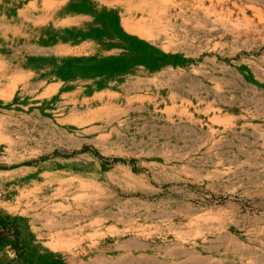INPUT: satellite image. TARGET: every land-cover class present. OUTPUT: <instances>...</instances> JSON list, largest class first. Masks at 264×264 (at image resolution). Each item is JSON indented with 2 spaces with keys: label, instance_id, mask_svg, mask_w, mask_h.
<instances>
[{
  "label": "rangeland",
  "instance_id": "rangeland-1",
  "mask_svg": "<svg viewBox=\"0 0 264 264\" xmlns=\"http://www.w3.org/2000/svg\"><path fill=\"white\" fill-rule=\"evenodd\" d=\"M82 1L74 0L75 3ZM109 2L116 7L111 4L97 10L116 11L126 33L150 42L165 53L197 60L206 66L211 77L224 76L225 87H221L218 94L213 91L212 87L216 86L213 81L200 94L193 93L192 87L189 93L181 96L182 100L173 97L167 87L156 99L152 95V99L147 96L130 103V110L120 116H114L105 103L99 102L93 107L84 106L87 115L81 119L66 112L63 120L67 156L78 147L70 138H78L81 134L85 142L86 137L96 139L99 134L107 135L113 130L115 121V128L124 134L132 154L138 157L105 158L100 153H106L109 144L106 136L101 137L100 150L91 145L77 150L83 157L77 158V165L72 163V168L68 167L72 171L70 174L43 179L42 182L54 185L40 195L56 193L60 201H75L71 203L75 212L83 216L91 213L99 218V251L92 249L94 252L86 258H96L86 259V264H264V122L248 129L243 120L233 121L227 130L233 141L226 142V158L213 161L199 149L210 134V123L199 118L196 124L188 117V111L193 113L194 108H204L208 99H216L227 110L236 112L249 105L254 108L256 103L259 113L264 111V0ZM87 4L94 8L92 3L87 1ZM67 11L71 12L70 6ZM91 27L84 32L51 24L46 30L48 39L42 43L46 47L67 44L71 51L60 57L50 56L49 60L29 59L28 65L41 71L49 64L52 75L64 59L92 57L77 56L82 53L81 48H76L82 41L92 40L100 49H110L111 42L107 39L79 38L80 33L87 34ZM54 38L68 39L47 45ZM0 52L8 56L2 62L0 59V80L4 76L7 82H12V86L4 87L10 94L19 82L26 84L16 76V67L24 65L17 58H30L35 51L13 47L0 48ZM95 56L117 55L98 53ZM212 58H226L251 66L257 73L254 77L263 85L256 84L257 89L250 86L230 68L223 74L210 61ZM70 81L76 80L66 82ZM0 102L3 104L0 109V162L3 163L0 167L5 168L0 169V210L27 219L11 210L18 190L14 185L16 180L6 171L14 166L10 158L16 152L22 153L26 158L24 162H28L35 155L51 151L53 126L37 122L38 118L30 112L13 109L9 101L0 99ZM176 105L182 110L177 114L172 111ZM172 114L175 115L173 121ZM45 117L59 118L54 112ZM156 118L162 119L161 128L157 130L154 128ZM154 135L162 137L163 157L171 161L168 167L144 165L154 160L155 146L159 148L153 141ZM172 136L179 140L187 138L188 142L172 143ZM17 142L20 144L18 150ZM84 148L89 150L82 152ZM187 148L195 150L188 153ZM91 157L98 160L99 165L92 164ZM215 162H223L225 166L218 167ZM118 163L120 165L116 166ZM79 164L82 168L77 167ZM212 171L222 173L212 174ZM56 188L61 190L56 191Z\"/></svg>",
  "mask_w": 264,
  "mask_h": 264
},
{
  "label": "crops",
  "instance_id": "crops-1",
  "mask_svg": "<svg viewBox=\"0 0 264 264\" xmlns=\"http://www.w3.org/2000/svg\"><path fill=\"white\" fill-rule=\"evenodd\" d=\"M87 1L93 4L95 10L112 4L109 0ZM72 2L74 0H0V48L19 47L36 52H32L30 58L24 56H22L23 58H17L24 65L16 67V76L22 78V81L26 83L25 85L19 82L16 90L9 94L4 90V87L12 86V82L9 83L6 81V77H1L0 99L9 101L13 109L25 111L26 113L30 112L32 116L38 118L37 122L41 121L51 127L53 126L54 131L52 150L48 153L35 155L28 162H24L26 158L22 153L16 152L11 156L10 159L14 166L6 172H10L12 180H16L14 185L18 190L17 196L11 202V210L13 209L12 211L15 214L27 217L38 241L43 246L61 254L68 264H86V259L93 261L96 258H86L94 252L92 249H96V252L99 251L97 248L99 243L97 241L99 239V218L93 216L89 211H86V213H90L89 216H83L81 212H75L71 203L75 204L76 202L67 199L60 201L56 193L40 195L41 191L43 192L54 185V183L42 182V180L49 177L52 179V177L55 178L61 174H70L72 171L68 170V167H71L72 163L77 165V158L81 159L83 157L82 154H78L77 150L81 149L83 145L95 146L100 150L99 139L104 136H106L109 147L106 153L101 152L100 154L105 158L126 159L132 157L137 159L138 156L132 154L128 140L124 137V134L120 133V129L115 128L114 121L113 130L107 135L99 134L96 139L86 137L85 142L83 139L85 136L81 134L78 138H70V141H74L78 144V147L70 151L72 152L69 155L70 159H67V133L64 128L65 121L63 120L67 116L66 112H71L73 116L81 119L87 115L83 111L84 106L93 107V104L99 102L101 104L105 103L106 109L112 111L114 116H120L126 110H130V103L146 99L147 96L152 99V95H155L156 99L167 87L171 89L173 97L182 100L181 96L189 93L190 88L195 89L193 93L200 94L201 90L210 86L209 82L213 81L216 85L212 87L213 91L218 94L221 87H225L226 78L224 76L211 77L210 71L206 70L205 65L182 55H178L185 60V64L182 66L170 65L156 72H151L147 68L139 66L130 74L122 77L123 80L102 77L95 79L78 78L75 79L76 81L66 82L56 76V71L51 75L52 70L49 64L41 71L35 70V67L28 65L29 59L49 60L51 59L48 58L50 56L60 57L68 55L71 51V47L67 44L46 47L42 43V41L48 39L46 30L51 24L62 28H75L84 32L87 31L89 26H93L94 17L92 15L67 11ZM99 47L95 41H82L76 47L82 50V53L77 56H95L98 53L118 56L123 52L119 48L105 50ZM2 53L0 52V54ZM7 57V55H0L1 62ZM212 59L210 61L223 74L230 68L235 71V75L241 81H245L250 86L257 89L256 84L263 85L254 77L257 73L251 66L236 64L235 61L226 58ZM202 61H205V59ZM243 70H246V72L244 73ZM206 103L207 105L204 108H194L193 113H191V110L188 111V117H192L196 124L199 118H203L210 123L208 127L210 134L204 138L203 145L199 146V149L208 154V157L213 161L226 158V142L233 141H230L233 137L227 133V130L233 125V121L243 120L248 129L257 128L258 123L264 122V111L259 113L258 109L255 108L258 105L257 103L254 108H252L253 105H249L245 110H238L237 112L227 110L216 99L210 101L208 99ZM172 111L177 114L182 110L179 105H176L172 107ZM51 112L58 113L59 118H46L45 116H50ZM174 118L175 115L172 114V121L175 120ZM161 121L162 119H155L154 128L156 130L161 128ZM98 127V131L101 132V126ZM171 139L170 142L172 143L188 142L187 138H180L179 140L172 136ZM153 141L159 144V148L155 146L157 153L152 157L154 160L146 162L144 165L168 167L171 161H166L167 159L163 157L162 137L154 135ZM223 143L224 145L221 146L220 144ZM19 148L20 144L17 142L16 149ZM193 150L195 148H187L186 151L192 153ZM146 157L147 155L143 156L144 159ZM90 161H93L91 163L95 165L100 163L92 157ZM215 164L218 167L225 166L223 162H215ZM119 165L120 163L116 166ZM77 167L82 168L80 164ZM210 173H222V171H212ZM55 190L60 191L61 188Z\"/></svg>",
  "mask_w": 264,
  "mask_h": 264
},
{
  "label": "trees",
  "instance_id": "trees-1",
  "mask_svg": "<svg viewBox=\"0 0 264 264\" xmlns=\"http://www.w3.org/2000/svg\"><path fill=\"white\" fill-rule=\"evenodd\" d=\"M70 11L86 13L94 17V26L87 34L80 33V39L98 41L107 39L111 42L108 47L123 49L124 53L108 58L92 56L64 59L55 72L56 76L64 81L78 78H122L139 66L156 72L166 66L185 64V60L178 55L165 53L150 42L126 33L116 11L95 10L86 0L81 3L72 2ZM67 39L54 38L51 42H47V45L67 42ZM2 108L3 104L0 102V109ZM88 150L84 148L82 152ZM0 169L5 168L0 167ZM0 264L68 263L61 254L49 250L38 241L26 218L0 210Z\"/></svg>",
  "mask_w": 264,
  "mask_h": 264
},
{
  "label": "bare ground",
  "instance_id": "bare-ground-1",
  "mask_svg": "<svg viewBox=\"0 0 264 264\" xmlns=\"http://www.w3.org/2000/svg\"><path fill=\"white\" fill-rule=\"evenodd\" d=\"M145 4V3H144ZM153 14V13H152ZM146 24V23H145ZM142 25H144V24H142Z\"/></svg>",
  "mask_w": 264,
  "mask_h": 264
}]
</instances>
